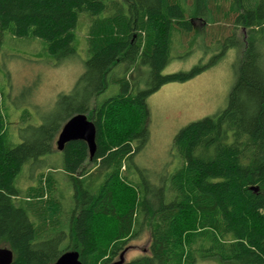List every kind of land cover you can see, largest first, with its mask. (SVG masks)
Instances as JSON below:
<instances>
[{"label":"trees","instance_id":"1","mask_svg":"<svg viewBox=\"0 0 264 264\" xmlns=\"http://www.w3.org/2000/svg\"><path fill=\"white\" fill-rule=\"evenodd\" d=\"M198 1L0 0V48L4 39L37 38L59 62L76 54L75 29L82 16L90 19L84 71L56 106L68 107L64 122L80 112L97 127L93 157L83 140L57 148L65 123L33 126L13 145L0 92V249L12 250L11 264H50L68 250L82 264H114L145 229L147 252L121 264H264V0H231L236 23L249 31L226 107L175 135L179 165L160 183L135 162L150 136L148 97L209 64L163 73L176 34L191 35L194 20L206 16L190 9ZM56 151L75 189L66 212L56 204L54 170L23 196L16 186L27 163L38 166ZM88 162L104 170L97 188L83 187Z\"/></svg>","mask_w":264,"mask_h":264},{"label":"rangeland","instance_id":"2","mask_svg":"<svg viewBox=\"0 0 264 264\" xmlns=\"http://www.w3.org/2000/svg\"><path fill=\"white\" fill-rule=\"evenodd\" d=\"M203 1L199 0L195 8L190 9L206 13V16H197L202 19L194 20L191 35L180 37L176 34L170 52L171 60L163 73L187 71L199 63H209L208 66L185 82L164 84L148 97L150 136L146 146L135 157V162L154 183H160L164 172L170 173L179 165L172 151L175 135L190 122L216 114L226 107L235 80L233 65L243 50V41L249 31L236 23L238 14L233 11L231 0ZM192 2L186 0V5L190 6ZM213 16L216 22H208L206 18ZM89 30L90 19L82 16L75 29L77 52L62 62L48 54L41 39H4L0 48L3 53L2 57L0 54V92L8 122L7 137L13 145L21 143L24 134L30 132L33 126L52 123L54 127H61L65 123L68 107L56 105L59 95L69 94L84 71V61L89 57ZM210 61L214 63L210 64ZM133 73V70L129 72L130 80L135 77ZM139 74L144 79L146 68L142 67ZM35 166L27 163L22 176L16 181L21 196L29 187L38 185L41 172L45 174L54 170L57 179L53 190L58 191V198L57 195L55 197L56 204L59 203L57 207L63 204L66 212L74 206L75 189L62 170L61 154L56 151L45 156ZM87 166L89 171L83 187L97 188L103 180L104 170L91 162ZM149 244L150 233L145 229L127 243L124 260L130 261L146 253ZM197 264L233 263L209 258L199 260Z\"/></svg>","mask_w":264,"mask_h":264},{"label":"water","instance_id":"3","mask_svg":"<svg viewBox=\"0 0 264 264\" xmlns=\"http://www.w3.org/2000/svg\"><path fill=\"white\" fill-rule=\"evenodd\" d=\"M72 140H83L89 146L90 156L93 157L97 149V127L86 113H77L70 117L61 128L57 138V148L62 150L66 143ZM126 249L121 252L119 260L114 264H121ZM13 252L5 247L0 249V264H11ZM50 264H82L76 250L65 251L56 261Z\"/></svg>","mask_w":264,"mask_h":264},{"label":"bare ground","instance_id":"4","mask_svg":"<svg viewBox=\"0 0 264 264\" xmlns=\"http://www.w3.org/2000/svg\"><path fill=\"white\" fill-rule=\"evenodd\" d=\"M194 8V7H193ZM80 113V112H79ZM57 144V143H56ZM47 181V180H46Z\"/></svg>","mask_w":264,"mask_h":264}]
</instances>
